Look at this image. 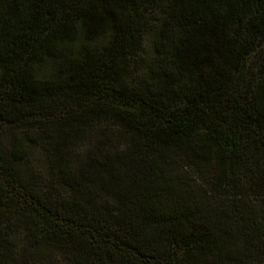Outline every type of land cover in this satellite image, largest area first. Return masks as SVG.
Masks as SVG:
<instances>
[{
  "label": "trees",
  "instance_id": "obj_1",
  "mask_svg": "<svg viewBox=\"0 0 264 264\" xmlns=\"http://www.w3.org/2000/svg\"><path fill=\"white\" fill-rule=\"evenodd\" d=\"M263 44L264 0H0V117L47 115L48 169L1 142L0 215L81 264H264Z\"/></svg>",
  "mask_w": 264,
  "mask_h": 264
},
{
  "label": "rangeland",
  "instance_id": "obj_2",
  "mask_svg": "<svg viewBox=\"0 0 264 264\" xmlns=\"http://www.w3.org/2000/svg\"><path fill=\"white\" fill-rule=\"evenodd\" d=\"M262 48H264V44L256 48V50L247 57V72L252 70V67L258 63L260 59L259 52ZM254 71L255 69L250 73H253ZM46 116V114L37 115L32 122H29L26 119L17 120L20 118V115L13 117H0V143H7L14 148L20 146L23 147L26 152L25 162L27 164L24 172L28 175L39 177V181L45 180L48 175L46 158L43 154L44 150L40 143L29 148L28 145H33L36 140L28 136V133L38 132L43 126L40 122H42L41 120H45ZM101 126H108V124L103 122ZM106 128L108 127H105L104 129ZM88 143L89 140L87 139L82 146L87 145ZM0 228H5L6 231L14 236L15 240H18L17 244L20 249L19 253H21L25 259L33 261V257H36V264H81L64 254L60 249H57L54 246H49L48 244H40L41 247L36 251V247H33L32 243L25 239V228L20 221L6 219L3 215H0ZM17 257L18 254L13 257V264H18Z\"/></svg>",
  "mask_w": 264,
  "mask_h": 264
}]
</instances>
